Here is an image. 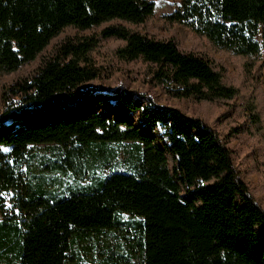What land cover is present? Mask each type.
Listing matches in <instances>:
<instances>
[{"label": "trees", "instance_id": "trees-1", "mask_svg": "<svg viewBox=\"0 0 264 264\" xmlns=\"http://www.w3.org/2000/svg\"><path fill=\"white\" fill-rule=\"evenodd\" d=\"M154 7L151 0H0V79L66 32L53 57L1 94L0 264H83L88 242L125 226L133 236L127 250L105 264H264V207L229 145L204 118L160 105L152 92L215 106L243 98L254 134L262 128L257 105L221 62L182 53L173 39L143 29ZM159 19L238 58L253 83L264 74V0H180ZM110 40L117 42L110 61L144 65L145 91L80 88L110 76L111 64L95 58ZM122 143L129 144L123 169L93 172L95 162L110 167L109 145ZM49 150L67 168L49 160ZM77 162L91 171L86 181L55 177Z\"/></svg>", "mask_w": 264, "mask_h": 264}, {"label": "rangeland", "instance_id": "rangeland-1", "mask_svg": "<svg viewBox=\"0 0 264 264\" xmlns=\"http://www.w3.org/2000/svg\"><path fill=\"white\" fill-rule=\"evenodd\" d=\"M151 1L155 5L154 18L146 22L143 29H146L158 39H173L178 50L182 53H194L208 61L221 62L225 67L226 75L229 78L228 80L232 84L240 87V92L244 94V98L249 97L257 105V111H259L261 119L260 127L262 126V128L255 134L247 129L250 120L248 114L247 116L245 114L247 113V108H245L243 98H235L222 106H215L208 103L195 104L189 100L179 101L168 98L161 89H155L152 92L153 100L160 105L176 107L185 115L193 113L208 121L229 145L232 151L233 163L239 169L242 180L252 191L259 204L264 207V74H259V77L253 83L251 76L245 75L240 70L241 61L238 58L227 53L216 51L206 40L197 37L186 28L178 25L169 26L162 23L159 17L172 12L178 6L180 0ZM97 30L98 28H95L84 33L91 34ZM65 34L66 32L58 38L53 39L33 62L22 66L14 74L4 76L0 79V111L3 108L1 98L3 89L22 79H29L35 74L37 68L45 60L54 56L59 40ZM116 45L117 42L113 40L104 42L99 53L95 55L98 62L111 64L110 76L103 83H100L98 80L85 83L80 86L81 89H97V93L105 94L108 91L115 90L119 85H124L128 90L145 91L142 83V79L144 78V65L140 61H132L129 63H119L115 59L110 61L108 51ZM259 65L260 63L253 70L255 74H258L260 71L258 68ZM91 108L95 111L101 110V106L98 104L92 105ZM155 134L165 140L160 129H156ZM128 148V143L110 144L109 149H113L114 151V156L109 160L111 166H103L102 163L95 162L93 165L94 168L92 169L93 172L99 174L109 173L111 169H123L121 163L123 155ZM44 153L49 160H56V165L67 168V165L56 159L50 150ZM73 159L75 161L78 157L75 156ZM77 164L78 162L76 166ZM80 168L81 165H78L74 171L67 169L66 174H61L57 170L54 175L63 184L72 183L74 180L86 181L91 171ZM125 219L128 220L129 217H125ZM128 229L129 227L126 228L125 226L124 232H118L107 240L99 238L98 240L88 242L90 243L88 249L81 253L83 264H105V256H114L118 251L125 252L128 244L127 238L131 236ZM132 237L130 238L132 239ZM115 243L119 249L114 246ZM128 264H138L137 259L131 258Z\"/></svg>", "mask_w": 264, "mask_h": 264}]
</instances>
